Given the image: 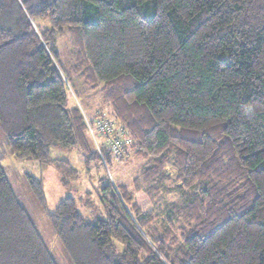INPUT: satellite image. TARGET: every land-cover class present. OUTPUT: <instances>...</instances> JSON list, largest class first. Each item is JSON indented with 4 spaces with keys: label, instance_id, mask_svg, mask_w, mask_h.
I'll return each instance as SVG.
<instances>
[{
    "label": "trees",
    "instance_id": "16d2710c",
    "mask_svg": "<svg viewBox=\"0 0 264 264\" xmlns=\"http://www.w3.org/2000/svg\"><path fill=\"white\" fill-rule=\"evenodd\" d=\"M66 32L72 69L128 133L125 156L150 161L131 190L100 179L103 215L73 196L46 211L72 264H264V0H0V133L64 183L79 170L51 145L106 172L116 161L70 101ZM25 180L46 208L42 180ZM175 188L181 203L160 207ZM0 264H60L1 157Z\"/></svg>",
    "mask_w": 264,
    "mask_h": 264
},
{
    "label": "rangeland",
    "instance_id": "374dc122",
    "mask_svg": "<svg viewBox=\"0 0 264 264\" xmlns=\"http://www.w3.org/2000/svg\"><path fill=\"white\" fill-rule=\"evenodd\" d=\"M57 44L62 56V67L70 101L76 103L79 108L84 110L87 118L93 119L97 114L107 109L102 104L101 90L92 88L72 69V66L78 61L79 52L73 45L68 32L57 39ZM92 113L93 116H90ZM49 155L52 159L69 160L79 170V177H72L68 182L64 183L63 174L55 166L37 160L17 159L0 133L1 161L7 168L17 195L20 196L30 211L45 244L49 247L54 257L60 264H72L50 225L46 211H54L60 200L66 196H73L77 201L78 208L87 219L103 215V208L97 195L100 186L104 184L103 182L100 183V179L106 177V182L114 185H125L131 190L132 180L144 167L149 165L150 161L136 157L131 150L126 156L124 155L125 157L112 162L109 172H106V170L96 165L95 162H91L87 166L85 158L75 149L68 150L58 145H51L49 147ZM165 170L174 179L176 173L172 166H166ZM26 174L42 180L46 196V208L39 204L30 191L25 180ZM168 184L171 188L175 187L173 181ZM180 197V191L175 188L165 196L159 205L164 207L166 203L170 202L181 203Z\"/></svg>",
    "mask_w": 264,
    "mask_h": 264
},
{
    "label": "built area",
    "instance_id": "2783aa9c",
    "mask_svg": "<svg viewBox=\"0 0 264 264\" xmlns=\"http://www.w3.org/2000/svg\"><path fill=\"white\" fill-rule=\"evenodd\" d=\"M85 122L97 148L98 138H101L109 147L112 159L118 161L125 155V145L130 142L128 133L106 110L93 119L85 117Z\"/></svg>",
    "mask_w": 264,
    "mask_h": 264
},
{
    "label": "crops",
    "instance_id": "0c3cea01",
    "mask_svg": "<svg viewBox=\"0 0 264 264\" xmlns=\"http://www.w3.org/2000/svg\"><path fill=\"white\" fill-rule=\"evenodd\" d=\"M90 116H93V113Z\"/></svg>",
    "mask_w": 264,
    "mask_h": 264
}]
</instances>
